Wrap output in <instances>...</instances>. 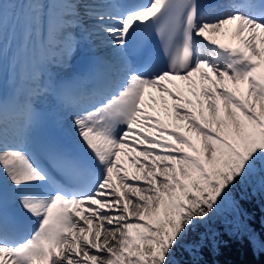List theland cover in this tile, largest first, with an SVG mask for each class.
Here are the masks:
<instances>
[{
  "label": "snow or ice",
  "instance_id": "1",
  "mask_svg": "<svg viewBox=\"0 0 264 264\" xmlns=\"http://www.w3.org/2000/svg\"><path fill=\"white\" fill-rule=\"evenodd\" d=\"M6 36L31 87L0 89V264H205L199 226L264 189V0H0V84ZM82 42L108 58L45 76Z\"/></svg>",
  "mask_w": 264,
  "mask_h": 264
},
{
  "label": "trees",
  "instance_id": "2",
  "mask_svg": "<svg viewBox=\"0 0 264 264\" xmlns=\"http://www.w3.org/2000/svg\"><path fill=\"white\" fill-rule=\"evenodd\" d=\"M260 189L264 195V189ZM231 195L243 216V226L239 227L235 213L222 204L206 225L199 226V229L205 228V232L215 233L219 238L217 249H209L208 254H201L200 259L205 264H264V250H257L249 242V234H257L264 244V228L259 222L264 201L252 184L237 186ZM177 259L183 260L185 256L181 254Z\"/></svg>",
  "mask_w": 264,
  "mask_h": 264
},
{
  "label": "bare ground",
  "instance_id": "3",
  "mask_svg": "<svg viewBox=\"0 0 264 264\" xmlns=\"http://www.w3.org/2000/svg\"><path fill=\"white\" fill-rule=\"evenodd\" d=\"M227 2L228 0H222L218 4ZM20 43L21 41L17 37L11 40L9 46V38L7 36L5 37L6 51L3 58L2 84H0V89H2L5 96L13 95L18 87L22 86L25 89L31 87V84L27 81V73L31 70V55L30 53H20ZM52 55L53 60L49 58L47 64L43 68L45 76L51 74L53 76L66 78L74 74L87 72L97 58L107 59L109 53L107 49L100 47L98 43L89 45L88 43L82 42L78 51L71 59L62 53L60 54V57L56 56V52H53L51 56ZM169 87L172 86L169 85ZM182 87L188 98L196 100V97H192L187 91L186 85H182ZM152 94L157 97L154 108L156 109V112L160 113L161 118H164L162 106L159 101V94L155 91H153ZM148 103H152V101L149 100ZM169 104H171L170 100ZM149 111L152 112V109H149ZM156 112H152V114L155 115ZM122 159L124 158L122 157ZM125 166L129 169L130 173L135 171L132 165L126 163Z\"/></svg>",
  "mask_w": 264,
  "mask_h": 264
},
{
  "label": "rangeland",
  "instance_id": "4",
  "mask_svg": "<svg viewBox=\"0 0 264 264\" xmlns=\"http://www.w3.org/2000/svg\"><path fill=\"white\" fill-rule=\"evenodd\" d=\"M193 101H195V100H193ZM256 188H257V190H258V194L261 196V198L264 200V195L262 196V193H260V187L257 185L256 186ZM230 201H231V203H233L234 205H235V201L232 199V195H230V197L224 202V204H225V207L227 208V209H229L230 208ZM236 206V205H235ZM240 217H242V215L240 214ZM259 222H260V224L264 227V205H263V207H262V215L260 216V218H259ZM199 231H202V232H205V228L203 229V230H201V229H198ZM207 233V232H206ZM254 237H255V239L257 240V241H259V245H264L263 243H262V241L258 238V236H257V234H255L254 235ZM256 246V249L258 250V249H262L260 246H257V245H255Z\"/></svg>",
  "mask_w": 264,
  "mask_h": 264
}]
</instances>
